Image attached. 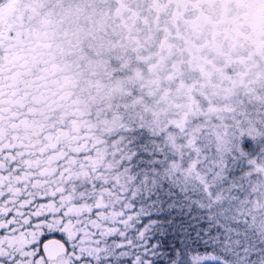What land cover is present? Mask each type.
Listing matches in <instances>:
<instances>
[{
    "label": "snow or ice",
    "instance_id": "snow-or-ice-1",
    "mask_svg": "<svg viewBox=\"0 0 264 264\" xmlns=\"http://www.w3.org/2000/svg\"><path fill=\"white\" fill-rule=\"evenodd\" d=\"M0 264H264V0H0Z\"/></svg>",
    "mask_w": 264,
    "mask_h": 264
}]
</instances>
